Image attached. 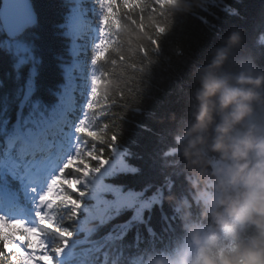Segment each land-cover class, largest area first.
Instances as JSON below:
<instances>
[{
  "label": "snow or ice",
  "instance_id": "obj_1",
  "mask_svg": "<svg viewBox=\"0 0 264 264\" xmlns=\"http://www.w3.org/2000/svg\"><path fill=\"white\" fill-rule=\"evenodd\" d=\"M177 5L0 0V264H138L150 246H142L140 230L156 236L145 212L159 206L161 218L174 227L162 197L176 189L184 165L178 133L150 155L155 175L139 190L121 186L122 176H146L132 163L143 156L122 142L118 121L126 117L115 108L127 107L119 102L123 91L110 95L102 89L112 84L115 66L128 59L123 47L130 32L152 47L150 54L137 45L142 63H156L153 55L158 58L164 40L174 35L171 9ZM44 9H55V19L46 18ZM219 11L240 17L228 0H221ZM201 13L219 16L205 7L191 14L215 29ZM233 29L243 34L244 52L264 67V10L251 26ZM129 210L131 219L121 223L118 218ZM133 229L134 244L127 240Z\"/></svg>",
  "mask_w": 264,
  "mask_h": 264
},
{
  "label": "clouds",
  "instance_id": "obj_2",
  "mask_svg": "<svg viewBox=\"0 0 264 264\" xmlns=\"http://www.w3.org/2000/svg\"><path fill=\"white\" fill-rule=\"evenodd\" d=\"M241 43L229 32L193 70L183 154L200 168L199 213L182 205V236L149 264H264V67L239 55Z\"/></svg>",
  "mask_w": 264,
  "mask_h": 264
},
{
  "label": "trees",
  "instance_id": "obj_3",
  "mask_svg": "<svg viewBox=\"0 0 264 264\" xmlns=\"http://www.w3.org/2000/svg\"><path fill=\"white\" fill-rule=\"evenodd\" d=\"M48 2L49 0H42V3ZM52 2L55 3L57 0H52ZM228 2L239 11L240 17L226 16L220 12L221 0H216L218 7L215 8L212 7L211 0H178L177 7L171 9V15L175 21L174 35L164 40L162 53L158 58L153 55L156 63L151 66L142 63L143 54L137 51V45H145L150 54H152V47L140 34L130 32L128 36L124 37L128 42L123 47L124 55L128 59L123 65L115 66V74L111 77L112 84L108 88L102 89L110 95L123 91L124 99L119 102L127 104V107L115 108L116 112H123L126 117L123 121H118L122 128V142L132 152L143 156V160H133L132 163L141 166L146 176H122L120 177L121 186L126 185L134 190H139L143 180L149 174L155 175L151 170L150 155L156 148L167 146L171 142V135L174 131L178 133L177 151L184 161L183 167L178 169V174L181 177L176 181V189L162 197L163 212L168 216H173L171 223L174 227L170 230L169 222L161 218L162 213L159 206L154 212H145L147 213L145 216L151 217L156 236L152 238V236L143 234V229L140 230L142 246H150L139 254L138 264H149L153 256L171 253L174 244L183 234L180 222V211L183 204L191 205L194 216L199 213V205L195 200L196 189L193 184L199 182L196 173L200 171V168L198 165L190 163L183 154V146L188 142L183 136V131L190 125L191 114L195 107L193 91L196 83L192 78L194 68L207 63L211 49L217 46L221 39L231 31H238L242 37L239 55L244 60L258 65L244 52L243 34L239 29H233V27L251 26L264 10V0H228ZM197 3L203 4L204 7L219 16V19H215L212 15L201 13L207 16L211 24L216 26L215 29L201 23L199 19L191 15L193 12L200 13L201 8ZM43 14L48 19H55V9L51 11L44 9ZM177 49H182L183 55H177ZM106 67L109 70L113 68L112 65H106ZM141 67H143V71L140 70ZM117 99L119 100L118 96ZM134 109H140L141 112L138 113ZM145 126L150 131H145ZM157 167H159V161ZM165 170L171 171V169ZM170 197L175 198L176 205L169 203ZM177 205L181 207L178 208ZM132 215V211L129 210L118 219L123 223L131 219ZM103 231H107V229L105 228ZM135 238L136 230L133 229L127 240L134 244ZM151 244H155V246H151ZM127 251L125 255H127ZM131 251L135 252V248H132Z\"/></svg>",
  "mask_w": 264,
  "mask_h": 264
},
{
  "label": "rangeland",
  "instance_id": "obj_4",
  "mask_svg": "<svg viewBox=\"0 0 264 264\" xmlns=\"http://www.w3.org/2000/svg\"><path fill=\"white\" fill-rule=\"evenodd\" d=\"M197 5H198L200 8H204V5H203V4L201 5V3H199V4L197 3ZM205 8H206V7H205Z\"/></svg>",
  "mask_w": 264,
  "mask_h": 264
},
{
  "label": "bare ground",
  "instance_id": "obj_5",
  "mask_svg": "<svg viewBox=\"0 0 264 264\" xmlns=\"http://www.w3.org/2000/svg\"><path fill=\"white\" fill-rule=\"evenodd\" d=\"M147 212V211H146ZM161 214V213H160ZM145 215H147V213H145ZM152 238H154V237H152ZM161 239V238H160ZM166 240V239H165ZM160 242V241H159ZM163 243V242H162ZM164 254H166V253H164Z\"/></svg>",
  "mask_w": 264,
  "mask_h": 264
}]
</instances>
